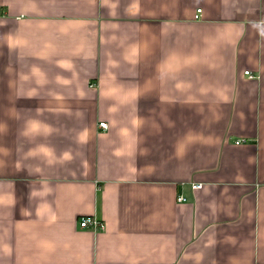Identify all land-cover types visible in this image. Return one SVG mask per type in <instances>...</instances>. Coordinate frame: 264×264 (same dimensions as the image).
<instances>
[{
    "label": "crops",
    "instance_id": "crops-1",
    "mask_svg": "<svg viewBox=\"0 0 264 264\" xmlns=\"http://www.w3.org/2000/svg\"><path fill=\"white\" fill-rule=\"evenodd\" d=\"M0 264H264V0H0Z\"/></svg>",
    "mask_w": 264,
    "mask_h": 264
},
{
    "label": "built area",
    "instance_id": "built-area-1",
    "mask_svg": "<svg viewBox=\"0 0 264 264\" xmlns=\"http://www.w3.org/2000/svg\"><path fill=\"white\" fill-rule=\"evenodd\" d=\"M201 9H197V12H200ZM195 17H197V15H195ZM245 74L249 75V77H252V75L249 73V71H245ZM99 126L102 128H106L107 127V123L106 122H100ZM202 186L201 183H194L192 185L193 188H200ZM178 201H184L185 198L181 195H179L177 197ZM79 226L82 228H86V227H91L93 229H99L102 228L103 225L101 224V222H99L98 220H96L94 217L92 216H84L81 217L79 220Z\"/></svg>",
    "mask_w": 264,
    "mask_h": 264
}]
</instances>
